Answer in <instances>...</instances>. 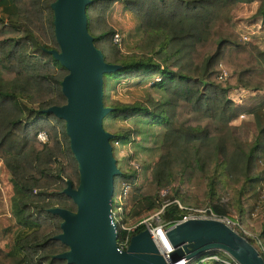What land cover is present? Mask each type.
I'll list each match as a JSON object with an SVG mask.
<instances>
[{"label":"trees","instance_id":"trees-1","mask_svg":"<svg viewBox=\"0 0 264 264\" xmlns=\"http://www.w3.org/2000/svg\"><path fill=\"white\" fill-rule=\"evenodd\" d=\"M53 1L0 0L6 11L0 15V165L16 189L10 217L0 224V264H67L55 257L68 249L53 239L61 232V218L47 211L56 206L74 211L63 189L67 181L73 188L79 182L65 122L44 112L66 102L61 81L67 70L48 52L59 49ZM254 2V16L264 19V0H90L87 5V28L95 46L106 62L120 65L104 79L149 84L165 95L107 103L104 90L103 103L112 108L108 115L115 120L134 119L138 127L162 129L159 155L145 183L138 184L134 168L114 178L112 216L118 240L122 223H136L160 209L162 191L169 201H185L189 192L209 202L198 206L224 214L213 200L221 180H227L235 187L231 200L236 198L242 215L245 194L253 204L259 201L257 190L264 182V49L245 40L231 22L238 4ZM116 3L139 21L137 51L125 54L112 41L115 30L107 14ZM233 90L241 94L239 103L229 96ZM243 114L252 120L231 123ZM40 131L47 135L45 142L37 139ZM139 132L122 128L111 142L126 143ZM123 183L128 189L118 212L115 200ZM183 213L172 202L161 218L168 227ZM237 230L264 257V216L250 230L254 237Z\"/></svg>","mask_w":264,"mask_h":264},{"label":"water","instance_id":"water-1","mask_svg":"<svg viewBox=\"0 0 264 264\" xmlns=\"http://www.w3.org/2000/svg\"><path fill=\"white\" fill-rule=\"evenodd\" d=\"M89 3L54 0L50 4L59 49L48 52L67 70L61 81L66 102L44 112L64 120L79 173L77 187L67 181L63 189L76 209L56 206L47 210L61 218V232L53 239L68 247L55 257L67 264H173L217 250L239 264H264V257L253 244L217 219L193 218L168 226L164 233L171 248L167 260L147 229L136 232L126 249L118 247L112 204L114 178L121 171L113 155V134L103 127V119L112 110L103 103V83L104 74L118 70L120 65L106 62L95 46L87 28Z\"/></svg>","mask_w":264,"mask_h":264},{"label":"rangeland","instance_id":"rangeland-1","mask_svg":"<svg viewBox=\"0 0 264 264\" xmlns=\"http://www.w3.org/2000/svg\"><path fill=\"white\" fill-rule=\"evenodd\" d=\"M258 4H238L231 14V22L234 28L243 35H248L249 40L255 43L261 49H264V21L261 23L260 18L254 16L257 10ZM4 4H0V15H5ZM108 23L114 28L115 32L120 33L121 50L127 54L132 51H137L136 44L142 36V32L139 26V21L136 16L125 9L122 5L116 3L109 10L107 14ZM105 90L107 103L111 100H119L121 102H135L144 101L148 96L158 99H164L165 95L161 91L149 88L147 85H134L125 80L116 83L111 78L107 77L104 79L103 92ZM245 94V93H244ZM229 96L235 100V102H240L241 94L239 92L230 91ZM252 120V116L248 114H243L234 120H232L233 125H239L242 121ZM134 119L131 120H115L110 115H107L103 119V127L110 133H115L122 128H140L138 135H135L131 141L126 143L115 141L111 142L113 146V155L116 158L117 167L120 171L126 172L133 170L137 171L138 184L143 185L147 179L149 171L153 163L157 160L159 155V145L161 142L162 129L157 126H140ZM250 142L253 138L250 136ZM212 174V173H211ZM221 184L217 190L216 199L213 200L215 205L222 207L225 211L224 215L231 220L240 221L249 230L255 228L256 222H258L264 216V182L259 185V201L253 204L252 199L249 197V193L245 194L241 198V204L243 208V215L239 211V203L235 197L231 200L232 190L235 188L233 185H229L227 180H221ZM16 189L10 182L9 176L1 169L0 165V224L4 225L6 223V218L10 217V202L12 195H15ZM187 197L185 201H179L184 205H195L198 206L209 204V202L204 203L198 201L191 193L187 192ZM160 196L163 201H169L165 195ZM116 201V200H115ZM256 212L254 217H250V212ZM119 212V211H118ZM150 212L149 214H151ZM147 214V215H149ZM115 215V213H114ZM146 215V216H147ZM128 222H131L128 219ZM236 223V222H235ZM129 224V223H122ZM240 224V225H241ZM236 226V225H235ZM238 226V225H237ZM241 230L242 228L238 226ZM247 230V229H246ZM217 251V250H214ZM213 252V251H210Z\"/></svg>","mask_w":264,"mask_h":264},{"label":"built area","instance_id":"built-area-1","mask_svg":"<svg viewBox=\"0 0 264 264\" xmlns=\"http://www.w3.org/2000/svg\"><path fill=\"white\" fill-rule=\"evenodd\" d=\"M242 36L245 40H249L248 35L242 34ZM112 41L113 43L119 45L121 42L120 33L115 32L113 34ZM225 76H226V72H224L219 78L224 79ZM37 139L40 142H45L47 140L46 133L44 131H40L37 135ZM127 189H128V186L125 183H123L117 193L116 203L118 204V207H117L118 211H121L122 209V203L126 197ZM165 194H166L165 191L161 192V195H165ZM113 201H114V198H113ZM172 202L176 203L178 208L184 212L183 216L180 219L175 220L172 224H175V223L187 220V219H193V218L217 219V220L224 222L228 226L232 227L237 232H238L237 229H239L241 232L244 233V235L254 237L253 233L248 228H246L244 225H242L240 221H235V220L233 221L224 215L218 214L210 206L184 205L179 200L175 199L173 201H164L159 210L152 212L151 214L141 218L136 223L121 224L120 228L122 231V235L120 236L119 240L117 237L118 247L120 249H126L130 242L131 237L136 233L137 228L141 227L142 230L147 229L150 231L156 244L159 247L160 252L163 254L165 259L167 260L168 259L167 255L171 251V248L169 247L166 241V238L164 236L165 230L167 228L166 227L167 223L163 222L161 215L164 211L165 206ZM255 213L256 212L251 211L249 216L254 217ZM237 225L240 226L242 230ZM257 243L260 244L259 241H257ZM222 253L224 254V256H220L219 254H216V253H211V254L206 253L202 256H199L193 259L183 258L173 264H181V263L182 264L183 263L185 264H207L212 261L222 262L223 264H239L234 258H232L227 253L225 252H222Z\"/></svg>","mask_w":264,"mask_h":264},{"label":"crops","instance_id":"crops-1","mask_svg":"<svg viewBox=\"0 0 264 264\" xmlns=\"http://www.w3.org/2000/svg\"><path fill=\"white\" fill-rule=\"evenodd\" d=\"M118 4H119V3H118ZM252 4H256V3L254 2V3H252ZM120 5H122V4H120ZM263 21H264V19L261 20V23H263Z\"/></svg>","mask_w":264,"mask_h":264},{"label":"bare ground","instance_id":"bare-ground-1","mask_svg":"<svg viewBox=\"0 0 264 264\" xmlns=\"http://www.w3.org/2000/svg\"><path fill=\"white\" fill-rule=\"evenodd\" d=\"M182 264V263H181ZM183 264H185V263H183Z\"/></svg>","mask_w":264,"mask_h":264}]
</instances>
